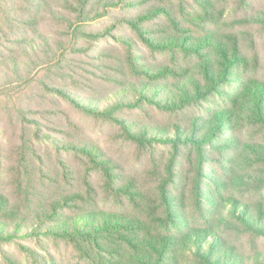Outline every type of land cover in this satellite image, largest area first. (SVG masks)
<instances>
[{
	"label": "trees",
	"instance_id": "16d2710c",
	"mask_svg": "<svg viewBox=\"0 0 264 264\" xmlns=\"http://www.w3.org/2000/svg\"><path fill=\"white\" fill-rule=\"evenodd\" d=\"M0 264H264V0H0Z\"/></svg>",
	"mask_w": 264,
	"mask_h": 264
},
{
	"label": "rangeland",
	"instance_id": "374dc122",
	"mask_svg": "<svg viewBox=\"0 0 264 264\" xmlns=\"http://www.w3.org/2000/svg\"><path fill=\"white\" fill-rule=\"evenodd\" d=\"M83 121H87V120H83ZM83 123V122H82ZM85 127H87V128H89V125H87V124H85ZM36 250V254L37 255H39V254H41V252L37 249V248H35ZM11 250H12V252H14L15 253V255L17 256V257H19L22 261H25V258L21 255V254H19V252L16 250V247H13V248H11Z\"/></svg>",
	"mask_w": 264,
	"mask_h": 264
}]
</instances>
